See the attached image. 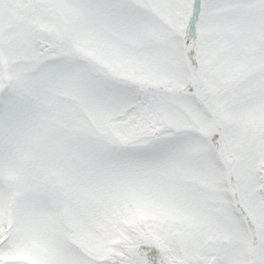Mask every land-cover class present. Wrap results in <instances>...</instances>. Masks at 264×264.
Instances as JSON below:
<instances>
[{
	"label": "snow or ice",
	"instance_id": "1",
	"mask_svg": "<svg viewBox=\"0 0 264 264\" xmlns=\"http://www.w3.org/2000/svg\"><path fill=\"white\" fill-rule=\"evenodd\" d=\"M0 264H264V0H0Z\"/></svg>",
	"mask_w": 264,
	"mask_h": 264
}]
</instances>
